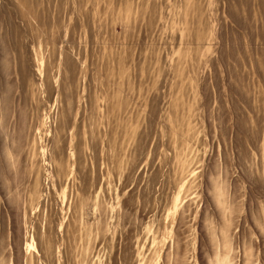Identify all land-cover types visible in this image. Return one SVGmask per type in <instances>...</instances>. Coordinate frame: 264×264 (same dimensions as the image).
Instances as JSON below:
<instances>
[{
	"label": "rangeland",
	"instance_id": "rangeland-1",
	"mask_svg": "<svg viewBox=\"0 0 264 264\" xmlns=\"http://www.w3.org/2000/svg\"><path fill=\"white\" fill-rule=\"evenodd\" d=\"M0 264H264V0H0Z\"/></svg>",
	"mask_w": 264,
	"mask_h": 264
}]
</instances>
